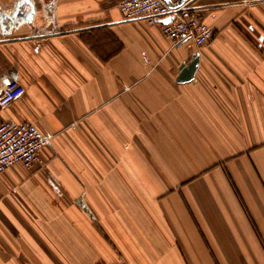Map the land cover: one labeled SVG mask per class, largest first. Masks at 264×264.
Returning <instances> with one entry per match:
<instances>
[{"label": "crops", "instance_id": "obj_1", "mask_svg": "<svg viewBox=\"0 0 264 264\" xmlns=\"http://www.w3.org/2000/svg\"><path fill=\"white\" fill-rule=\"evenodd\" d=\"M122 1L0 0V123L51 138L0 177V264H264V0H188L204 47Z\"/></svg>", "mask_w": 264, "mask_h": 264}, {"label": "built area", "instance_id": "obj_2", "mask_svg": "<svg viewBox=\"0 0 264 264\" xmlns=\"http://www.w3.org/2000/svg\"><path fill=\"white\" fill-rule=\"evenodd\" d=\"M120 9L124 20L146 19L161 27L163 34L174 41L191 40L197 47L209 44L214 31L203 18L187 8L172 9L163 0H123ZM16 100L11 88L0 93V114ZM51 138L34 123H0V177L16 165L33 168L42 152L50 147Z\"/></svg>", "mask_w": 264, "mask_h": 264}, {"label": "water", "instance_id": "obj_3", "mask_svg": "<svg viewBox=\"0 0 264 264\" xmlns=\"http://www.w3.org/2000/svg\"><path fill=\"white\" fill-rule=\"evenodd\" d=\"M167 3V5L172 9H179L185 6V3L188 0H177L174 2L173 0H163ZM200 63V56H195L193 61L188 65H183L180 69V76L178 78V82L180 83H189L193 81L196 77V73Z\"/></svg>", "mask_w": 264, "mask_h": 264}, {"label": "rangeland", "instance_id": "obj_4", "mask_svg": "<svg viewBox=\"0 0 264 264\" xmlns=\"http://www.w3.org/2000/svg\"><path fill=\"white\" fill-rule=\"evenodd\" d=\"M118 251L117 250H115V253H116V256H115V261L112 263V264H123L122 263V259L120 258V259H118L119 257V255H118V253H117ZM101 253V252H100ZM100 256H101V254H100ZM98 264H106L105 262L103 263H101V262H99Z\"/></svg>", "mask_w": 264, "mask_h": 264}]
</instances>
